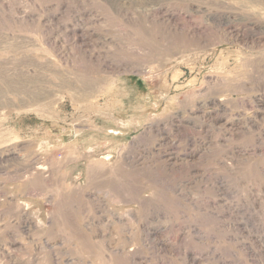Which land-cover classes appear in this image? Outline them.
Instances as JSON below:
<instances>
[{"label": "rangeland", "instance_id": "374dc122", "mask_svg": "<svg viewBox=\"0 0 264 264\" xmlns=\"http://www.w3.org/2000/svg\"><path fill=\"white\" fill-rule=\"evenodd\" d=\"M0 264H264V0H0Z\"/></svg>", "mask_w": 264, "mask_h": 264}, {"label": "bare ground", "instance_id": "6f19581e", "mask_svg": "<svg viewBox=\"0 0 264 264\" xmlns=\"http://www.w3.org/2000/svg\"><path fill=\"white\" fill-rule=\"evenodd\" d=\"M153 68V67H152ZM122 124V123H121ZM118 132V131H117ZM44 168V167H43ZM42 169V168H41ZM42 175V174H41ZM42 178V177H41ZM116 197V196H115ZM121 221V220H120ZM124 224V223H123ZM127 225V224H126ZM121 226V225H120ZM127 229V228H126ZM125 246V245H124ZM127 246V245H126ZM105 259V258H104Z\"/></svg>", "mask_w": 264, "mask_h": 264}]
</instances>
